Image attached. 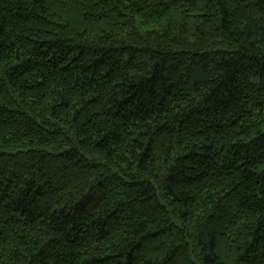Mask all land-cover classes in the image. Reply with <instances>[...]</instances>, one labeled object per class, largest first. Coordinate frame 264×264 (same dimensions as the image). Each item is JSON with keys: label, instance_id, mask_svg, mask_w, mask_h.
I'll return each instance as SVG.
<instances>
[{"label": "trees", "instance_id": "1", "mask_svg": "<svg viewBox=\"0 0 264 264\" xmlns=\"http://www.w3.org/2000/svg\"><path fill=\"white\" fill-rule=\"evenodd\" d=\"M0 264H264V0H0Z\"/></svg>", "mask_w": 264, "mask_h": 264}]
</instances>
